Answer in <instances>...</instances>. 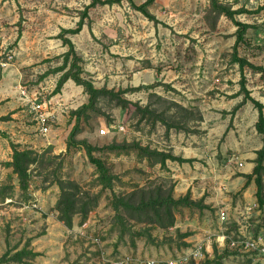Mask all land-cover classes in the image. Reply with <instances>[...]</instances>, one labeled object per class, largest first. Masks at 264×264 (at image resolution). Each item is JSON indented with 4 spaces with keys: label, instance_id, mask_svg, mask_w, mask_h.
<instances>
[{
    "label": "rangeland",
    "instance_id": "obj_1",
    "mask_svg": "<svg viewBox=\"0 0 264 264\" xmlns=\"http://www.w3.org/2000/svg\"><path fill=\"white\" fill-rule=\"evenodd\" d=\"M144 1L133 0L136 5ZM218 2L233 10H246L234 17L249 24L244 41L236 47L237 56L264 66V0ZM89 3L0 0V113L6 112L0 116V125L6 128L0 129V140L38 152L49 150L37 165L30 166L26 190L19 187L16 175L0 160V256L23 247L37 253L4 264H106L108 258L124 254L162 259L201 240L209 243L204 259L216 254L222 256L223 264H264L261 256L228 244L230 237L264 236V211L257 208L254 183L240 191L244 179L240 172H251L250 159L261 147L262 137L255 128L257 109L240 93V70L233 60L236 26L233 20L213 11L209 0H155L149 6L153 19L131 7L127 0L97 4L87 9L81 30L65 37L71 39L81 57L83 76L96 87L115 90L148 86L128 90L123 97L140 106L148 104L153 112L151 121L141 120L134 106L121 108L100 98V112H90L86 120L81 119L77 139L98 146L136 140L194 158L191 162L167 160L161 167L149 165L135 153H111L107 162L120 179L112 191L128 190L133 183L175 184V195L190 189L194 198L203 196L210 209L199 212L180 208L175 226L167 233L155 228L154 244L142 238L136 239L134 247L128 233L119 238V227L112 226L109 189L102 191L97 207L84 223L79 224V215L73 216L70 228L58 220L54 208L59 194L57 178L75 180L94 192L100 186L95 184V168L84 149L71 147L66 151L67 136L75 122L70 111L86 102L87 94L61 90L53 95L60 72L40 76L62 63L60 55L67 46L57 36L62 28L77 26ZM243 73L249 96L263 104L264 114V76L249 65L244 66ZM10 90L16 101L5 107ZM20 90H25L28 100L53 98L50 109L57 118L46 135L38 131L29 101L19 103V96H24ZM170 101L191 111V115L176 107L168 110ZM58 102L63 103L62 110H56ZM160 114L178 126L166 131L165 125L155 119ZM5 157H11V152ZM221 209L227 213L223 222L219 219ZM177 229L192 232L185 239L186 248L179 249L174 242L158 244L173 237ZM222 235L226 236L224 240ZM95 236L98 243L92 242Z\"/></svg>",
    "mask_w": 264,
    "mask_h": 264
},
{
    "label": "trees",
    "instance_id": "obj_2",
    "mask_svg": "<svg viewBox=\"0 0 264 264\" xmlns=\"http://www.w3.org/2000/svg\"><path fill=\"white\" fill-rule=\"evenodd\" d=\"M121 0H90L89 5L86 6L82 12V16L78 21L75 28L65 29L62 28L58 38L62 40L63 45L67 46V50L63 52L60 57L62 63L55 67L44 71L40 77H46L52 73L60 72L55 86L52 90V94H56L61 91L64 83L71 79L76 85L82 87V91L87 94V101L79 105L77 108L70 111V116L74 118L75 122L67 136L66 140V151L70 150L71 147L83 148L88 161L94 166L96 177L95 184L100 186V190L97 192L91 189H84L80 183L72 179L57 178L56 183L59 188V194L55 203V210L57 212V218L66 227H72L73 216L79 215V224H82L87 219L90 211L97 207L101 193L105 189L111 191L109 205L113 210V221L112 226L119 227V238L125 233L129 234L131 246H135L136 239L146 238L154 244L156 237L152 234L155 228L162 229L164 232L175 226L176 212L180 208H186L189 210H197L199 212L210 209V205L205 203L204 197L194 198L191 190H186L185 193L175 195L174 187L175 184L165 187L162 183L149 182L148 184L140 185L138 183L131 184L128 190H121L119 192H113V185L115 181H120L117 174L112 171L111 166L107 162V155L113 153L116 155L135 153L140 159H145L149 165L159 164L161 167L166 165L167 160L177 162H191L194 158H185L180 155L174 154L172 151L160 150L151 148L148 145H142L139 141L132 140L121 142L113 141L111 143L103 144L101 146L93 145L85 139H77L76 134L79 131V125L82 120H86L89 113H99L98 101L100 98H106L113 101L117 106L121 108H129L134 106V113L138 114L139 119L151 121L150 105L140 106L137 103H133L123 97V94L128 90H138L142 87L148 88V86H137L125 89L115 90L113 88L96 87L93 81L83 76L84 70L81 66V57L77 54L74 44L70 38L65 37V34H76L78 33L84 22L83 17L87 15V9L97 4H113L118 3ZM131 7L140 11L148 19H153L154 16L149 11V6L155 0H145L143 3L136 5L133 0H127ZM211 9L217 14H223L230 20H233L236 31H235V52L233 54V60L238 64L240 70V93L243 92L244 100L249 99L255 108L257 109V121L255 128L261 135L262 145L255 151V157L253 158L254 166L250 173L240 174L243 176V183L240 187V191L244 192L247 187L254 183L255 185V201L257 208L262 212L264 211V114L263 104L258 100L249 96V92L245 87V75L243 68L245 65H249L253 72L260 73L264 76V66L255 65L248 62L246 58L238 57L236 47L244 41L245 33L249 24L244 23L240 20H236L235 14L246 11V10H233L220 4L218 0H209ZM169 107H176L183 113L191 115V111L181 106L175 101L168 102ZM162 114L156 116L166 127V131L172 127L178 126L173 120L167 122L161 117ZM201 117L199 116V118ZM154 121V120H153ZM11 148V157L7 161H3L7 167L11 168L13 174L16 175L19 183V187L22 190H26L29 182V169L31 165H37L41 160L43 154L49 150H43L38 152L32 148H22L19 143L9 141ZM174 183V182H173ZM262 215V214H261ZM140 224L139 228H134V225ZM257 233V230H256ZM192 235V232H181L176 230L173 237L164 238V240L158 244H171L175 243L176 247L186 248L188 242L186 238ZM26 255L36 256L37 253L27 250L23 247L20 250L8 254L3 253L0 256V264L5 262L15 261L20 262ZM222 256L216 254L212 258H206L201 260L200 264H223L221 262ZM110 264V263H106ZM188 264H197L194 261H190Z\"/></svg>",
    "mask_w": 264,
    "mask_h": 264
},
{
    "label": "built area",
    "instance_id": "obj_3",
    "mask_svg": "<svg viewBox=\"0 0 264 264\" xmlns=\"http://www.w3.org/2000/svg\"><path fill=\"white\" fill-rule=\"evenodd\" d=\"M2 65L5 64L1 63ZM21 94L24 95L26 101H29L31 110L34 113V119L38 131L46 135L51 130V124L56 119L55 113L50 109V100H28L26 97L25 90H20ZM120 129H122L120 127ZM242 165V163H239ZM27 205L26 207H28ZM31 206L36 207V204H31ZM219 219L221 222L227 219V213L225 210L221 209L219 211ZM226 236L222 235L221 239L224 240ZM92 242H99L98 237L91 238ZM228 244L231 247H235L244 252H252L262 257L264 260V236L257 235L254 237L239 236L238 238H229ZM209 249V243L203 240L194 243L192 246L183 250L174 256H169L162 259H157L153 257H141L133 256L130 254H124L121 256L108 258L107 262L110 264H188L190 261L195 263L203 260L205 258V252Z\"/></svg>",
    "mask_w": 264,
    "mask_h": 264
},
{
    "label": "crops",
    "instance_id": "obj_4",
    "mask_svg": "<svg viewBox=\"0 0 264 264\" xmlns=\"http://www.w3.org/2000/svg\"><path fill=\"white\" fill-rule=\"evenodd\" d=\"M61 90H81L82 91V87L81 86H79V85H76L71 79H68L65 83H64V85H63V87H62V89ZM10 95L9 96H7L6 98H7V100L5 101V103L3 104L5 107H8L10 104H12V103H14V101H16V100H14L13 99V95H12V93H13V91L12 90H10ZM9 97V98H8ZM21 98V100H20V102L19 103H23L22 101H26L25 100V98L23 97V96H19V99ZM52 97L49 99L50 101H52ZM62 102H58V105L56 106V110H62ZM9 109H13V108H9ZM6 112H2V113H0V116L1 115H4ZM14 115H15V113H13V114H11V116L12 117H14ZM57 118V117H56ZM0 129H6L5 127H3V126H1L0 125ZM2 140V141H1ZM0 140V160L1 159H3V161H7V160H9L10 159V157H5V154L6 153H8V152H12L11 151V148H10V145H8L9 144V141H7V140H4V139H1ZM8 142V143H7ZM5 143L7 144V147L5 148L4 146H3V144L5 145ZM255 157V156H254ZM253 157V158H254ZM253 158H251L250 159V161L251 162H253L252 160H253ZM240 163V162H239ZM238 163V164H239ZM241 167L243 166V164L242 165H240ZM253 166H254V163H253V165H252V168H253ZM250 173V172H249ZM240 174H241V172H240ZM250 186V185H249ZM249 186H248V188H249Z\"/></svg>",
    "mask_w": 264,
    "mask_h": 264
}]
</instances>
